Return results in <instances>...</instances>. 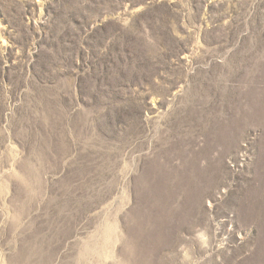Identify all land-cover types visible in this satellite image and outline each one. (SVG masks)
Returning <instances> with one entry per match:
<instances>
[{"label":"rangeland","instance_id":"1","mask_svg":"<svg viewBox=\"0 0 264 264\" xmlns=\"http://www.w3.org/2000/svg\"><path fill=\"white\" fill-rule=\"evenodd\" d=\"M0 264H264V0H0Z\"/></svg>","mask_w":264,"mask_h":264}]
</instances>
